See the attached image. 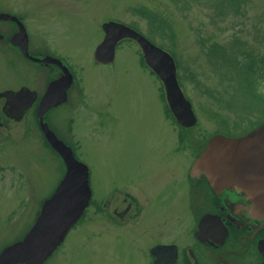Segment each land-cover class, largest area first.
Segmentation results:
<instances>
[{"label":"rangeland","instance_id":"1","mask_svg":"<svg viewBox=\"0 0 264 264\" xmlns=\"http://www.w3.org/2000/svg\"><path fill=\"white\" fill-rule=\"evenodd\" d=\"M140 5L173 19L175 46L166 48L179 58L178 74L183 75L186 67L216 90H221L222 84L201 50L197 32L209 42L229 43L240 38L264 52V0H248L241 13L216 22L207 8L193 5L183 11L170 0H0V12L22 17L33 45L47 44L84 77L93 106L75 109L65 105L51 110L49 116L56 131L75 137L77 154L91 170L93 200L130 190L137 194L143 209L140 217L116 224L91 206L85 219L70 230L44 264H142L146 262L144 248L162 235L159 232L167 230L169 234L170 227L177 228L178 217L188 223V172L195 155H200L219 129L209 113L210 108L218 109L217 104L186 81L184 92L193 103L198 122L185 129L167 114L164 83L149 66L142 65L143 54L135 40H122L111 64L94 59L95 49L105 37V21L136 23L148 32L147 20L134 11ZM11 26L0 20V32L9 38ZM18 53L9 41L0 40V92L31 83V66ZM3 102L1 99L0 109ZM256 116L219 133L236 136L255 128L264 122V105ZM182 131L189 139L179 142ZM64 168L32 111L2 126L0 249L30 229L43 202L64 176ZM173 237L182 244L188 238L179 231Z\"/></svg>","mask_w":264,"mask_h":264},{"label":"water","instance_id":"2","mask_svg":"<svg viewBox=\"0 0 264 264\" xmlns=\"http://www.w3.org/2000/svg\"><path fill=\"white\" fill-rule=\"evenodd\" d=\"M0 19L18 23L19 29L11 41L29 56V36L23 21L8 12H0ZM103 29L105 37L95 49V58L104 63L112 62L116 57L118 43L124 38L135 39L146 63L162 79L168 104L176 119L184 126H194L198 118L180 84L174 55L126 23L109 20L103 23ZM2 38L4 34L0 32ZM61 88L60 84H52L48 88L41 99L38 116L47 140L65 162V174L53 193L43 202L40 213L24 237L0 252V264H43L81 218L92 197L88 165L77 157L73 147L65 143L44 120L46 111L63 100L61 98L64 95L55 91ZM2 96L7 98L8 103H13L12 109L15 107L13 111L19 117L30 105V89L27 87L17 91H2L0 98ZM192 171L205 174L215 188L238 186L256 201L254 207L264 214V122L242 135H212L194 161ZM160 247L155 246L154 251L157 253Z\"/></svg>","mask_w":264,"mask_h":264},{"label":"flooded vegetation","instance_id":"3","mask_svg":"<svg viewBox=\"0 0 264 264\" xmlns=\"http://www.w3.org/2000/svg\"><path fill=\"white\" fill-rule=\"evenodd\" d=\"M12 23L13 36L17 25L15 22ZM15 47L19 56L31 66L29 76L31 83L24 84L23 82L15 90L28 86L30 105L19 117L13 111L14 106L12 109L13 103H8L5 97H1L0 101L4 99V102L0 109V129L7 120L22 119L29 111L33 112V116L41 126L38 116L39 105L52 84L55 86L60 84L63 87L55 91L63 94L64 97L61 98L63 99L61 102L46 111L44 120L49 126L52 127L49 113L57 107L67 105L80 109L83 106L87 107V104L89 107L93 106V98L89 96L90 94L87 95L84 77L64 56L48 49L47 44L33 45L29 41V56L23 55L19 46ZM96 62L111 64L114 61L104 63L96 60ZM142 65H146L144 60ZM163 97L165 100L164 95ZM69 127L73 135L74 128L72 125ZM59 134L67 144L75 147V137L71 139ZM179 142H182L180 135ZM197 154L195 159L199 155ZM192 165L188 172L187 182L188 223L187 220L181 221L178 217L175 224L177 228L170 227L169 234L165 233L167 230L159 232L162 235L152 242L150 247L144 248L146 262L142 264H155L157 260L158 264H264V214L254 207L256 201L248 197L247 193L236 185L215 188L205 174L194 173ZM117 195L118 193L112 192L100 201L91 199L85 214L87 215L91 206H95L97 214H105L116 224L126 222L127 218L140 217L143 209L137 194L125 190ZM134 208L135 211L132 213L131 210ZM178 231L188 236L183 244L173 237ZM158 245L161 247L157 248L156 253L154 248Z\"/></svg>","mask_w":264,"mask_h":264},{"label":"trees","instance_id":"4","mask_svg":"<svg viewBox=\"0 0 264 264\" xmlns=\"http://www.w3.org/2000/svg\"><path fill=\"white\" fill-rule=\"evenodd\" d=\"M181 10L199 5L210 10L216 22L231 14H239L248 0H170ZM134 11L148 22V35L158 44L170 48L175 46L176 30L173 19L165 12L149 6L140 5ZM136 27L138 25L134 24ZM139 28V27H138ZM200 31V30H199ZM203 54L219 75L221 90L205 85L195 71L186 67L180 81L194 83L195 88L208 95L217 104L218 109H209V113L218 123L217 132L229 131L230 126L238 127L243 122L253 121L264 105V52L250 46L245 40L234 38L229 43L209 42L200 32L196 33ZM172 49V48H170ZM178 56V55H177ZM179 57V56H178ZM179 61V58H177ZM167 114L172 116L166 104ZM181 132V141L189 139Z\"/></svg>","mask_w":264,"mask_h":264}]
</instances>
